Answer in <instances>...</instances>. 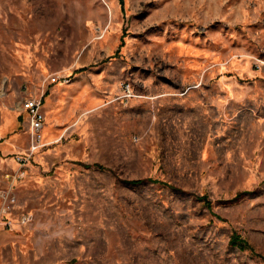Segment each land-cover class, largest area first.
I'll return each mask as SVG.
<instances>
[{
  "label": "rangeland",
  "instance_id": "1",
  "mask_svg": "<svg viewBox=\"0 0 264 264\" xmlns=\"http://www.w3.org/2000/svg\"><path fill=\"white\" fill-rule=\"evenodd\" d=\"M43 93L25 264H264V0H0V112Z\"/></svg>",
  "mask_w": 264,
  "mask_h": 264
},
{
  "label": "crops",
  "instance_id": "2",
  "mask_svg": "<svg viewBox=\"0 0 264 264\" xmlns=\"http://www.w3.org/2000/svg\"><path fill=\"white\" fill-rule=\"evenodd\" d=\"M12 108L9 104L0 112V188L10 184L8 177L11 176V170L16 169L15 156L24 152L29 144L28 114L18 104L16 109ZM43 110L45 112V102ZM6 155H14V161H5ZM12 222L11 228L0 224V264H25L20 250L21 236L18 233L21 229H18V224L15 225L13 219Z\"/></svg>",
  "mask_w": 264,
  "mask_h": 264
},
{
  "label": "built area",
  "instance_id": "3",
  "mask_svg": "<svg viewBox=\"0 0 264 264\" xmlns=\"http://www.w3.org/2000/svg\"><path fill=\"white\" fill-rule=\"evenodd\" d=\"M59 77H51V82H58ZM127 96H131V89L129 86L125 88ZM44 93L41 96L28 95L22 101V109L28 114L29 119V144L27 149L23 153L16 154L15 159L19 164L23 166L43 148L44 134L43 129L45 127L46 115L43 110ZM17 202V198L12 190V187L0 188V224H3L6 228L12 227V218L8 216L14 209V205ZM23 224L28 223L31 220V215L22 214L19 218Z\"/></svg>",
  "mask_w": 264,
  "mask_h": 264
},
{
  "label": "trees",
  "instance_id": "4",
  "mask_svg": "<svg viewBox=\"0 0 264 264\" xmlns=\"http://www.w3.org/2000/svg\"><path fill=\"white\" fill-rule=\"evenodd\" d=\"M122 4H124V0H120ZM95 166H97L98 168L105 170L106 168L101 165V164H96ZM86 167H90V165H87ZM147 181H155L153 179H136V180H130L127 181L128 183H132V184H142L145 183ZM243 193H239V195H237L236 198H238L239 196H241ZM202 200L205 201L206 205L208 207H211V201L208 199L207 195H203L201 197ZM230 244L234 247H239L241 250H246V249H251L253 250V247L251 246V244L244 238H242L239 234H233L231 240H230Z\"/></svg>",
  "mask_w": 264,
  "mask_h": 264
},
{
  "label": "bare ground",
  "instance_id": "5",
  "mask_svg": "<svg viewBox=\"0 0 264 264\" xmlns=\"http://www.w3.org/2000/svg\"><path fill=\"white\" fill-rule=\"evenodd\" d=\"M44 129H45V127H44Z\"/></svg>",
  "mask_w": 264,
  "mask_h": 264
}]
</instances>
